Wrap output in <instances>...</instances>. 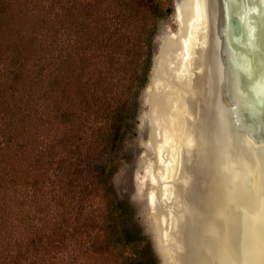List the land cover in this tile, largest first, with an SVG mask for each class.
Instances as JSON below:
<instances>
[{
  "label": "trees",
  "instance_id": "obj_1",
  "mask_svg": "<svg viewBox=\"0 0 264 264\" xmlns=\"http://www.w3.org/2000/svg\"><path fill=\"white\" fill-rule=\"evenodd\" d=\"M90 1L0 0V264H159L114 177L172 8ZM124 47L135 65L117 112Z\"/></svg>",
  "mask_w": 264,
  "mask_h": 264
},
{
  "label": "bare ground",
  "instance_id": "obj_2",
  "mask_svg": "<svg viewBox=\"0 0 264 264\" xmlns=\"http://www.w3.org/2000/svg\"><path fill=\"white\" fill-rule=\"evenodd\" d=\"M206 11L203 0H189L186 23L180 24L181 50L156 71L168 78L159 89L164 101L151 116L163 136L157 174L165 192L154 200L161 208L154 212L160 248L168 264H177L166 242L173 241L168 238L178 218L182 224L180 208L175 212L172 204L180 205L185 193L174 181L191 175L187 237L192 249L208 258H196L198 264H264V113H256L258 106L264 109V99L242 94L236 59L225 37L212 30L214 14ZM258 221V232H251V223Z\"/></svg>",
  "mask_w": 264,
  "mask_h": 264
},
{
  "label": "rangeland",
  "instance_id": "obj_3",
  "mask_svg": "<svg viewBox=\"0 0 264 264\" xmlns=\"http://www.w3.org/2000/svg\"><path fill=\"white\" fill-rule=\"evenodd\" d=\"M139 1L141 0H134L132 5L135 3L138 6ZM89 2L91 3L90 0ZM166 2L167 10L172 8V12H167V16L159 20L156 25L157 33L153 41L151 66L147 74V82L139 93L138 98L140 107L137 114V133L134 137H128L126 140L125 146L131 150L129 155L130 162L127 163L114 177V185L117 194L121 198L128 200L135 207L138 222L141 224L144 231L151 236L154 249L159 258V264H168V261L163 256V250L160 248L161 234L154 220V212H159L161 209L154 200L156 197H161L165 192V188L160 183L157 174L159 168V162L157 163L159 159L158 149L163 142V136L161 131H157L155 128L156 126L154 127L152 125L151 116L153 114V117H156L158 114L159 89L163 86L165 80L168 81V78L163 74H160L161 76H159L158 73L156 74V71L158 66L162 64L167 66L170 64L169 62L172 61V58L180 52L183 41V37L179 35L181 28L180 24L181 21L186 23L185 16L183 17V13L185 12V10H183V5L186 9L185 0H167ZM105 4L106 6L104 7L106 11L113 9V3H111V6V4L109 5V2L105 0ZM94 7L97 8V5L94 4ZM104 7H100L99 9L103 10ZM128 7L130 10H133V7L130 4ZM130 41L136 44L137 39L133 37L130 38ZM126 42L127 39H125V43ZM125 51L126 47L122 49L121 64L119 65L120 76L115 93V111L117 112H120L121 109L124 110V102L130 94V80L133 66L135 65L134 60L132 61L130 57H128L129 59L127 60ZM156 96H158V98ZM253 171L254 179H257V176L260 175L258 166H254ZM186 176L184 175L182 178L176 179L174 182L177 181V185L182 184L185 188V193L189 196L190 191L194 190V183L192 182L194 181V176ZM254 183L255 180L254 182L252 181L253 185ZM180 209L186 211V213L190 215V208L185 200ZM260 227L261 225L259 221L251 223V232H258ZM173 233L174 231H172V234ZM172 234L168 239H171V237L173 238ZM173 241L168 240L169 243L166 242V247L169 251H172V255L175 258V255L177 257V250H180L181 247H178L179 245L175 243L174 238ZM65 256L71 258L73 254L70 251H66Z\"/></svg>",
  "mask_w": 264,
  "mask_h": 264
},
{
  "label": "water",
  "instance_id": "obj_4",
  "mask_svg": "<svg viewBox=\"0 0 264 264\" xmlns=\"http://www.w3.org/2000/svg\"><path fill=\"white\" fill-rule=\"evenodd\" d=\"M188 2L189 0H185L186 9ZM203 4L208 13L214 14L213 21H210L212 30L215 29L214 33L218 34L221 40L224 41L225 37L224 44L227 43L236 59L235 66L241 75L238 78L242 94H245L248 100L264 99V0H203ZM186 9L183 5V10ZM218 80L222 96L219 77ZM162 101L164 100L158 102L163 103ZM260 107L258 106L256 113L260 112L262 116L264 109L261 110ZM182 191L185 193V188H182ZM186 197L187 194H183L184 200ZM181 203L183 204L182 200ZM182 204L173 203V211H178ZM178 212L183 215L182 224L178 218L179 224L172 234L175 243L181 247L177 250V264H198L196 258L200 260L202 257L208 260L205 251L195 250V247L192 249L191 239L187 237L188 232H191V224L187 221L188 213L181 209Z\"/></svg>",
  "mask_w": 264,
  "mask_h": 264
}]
</instances>
